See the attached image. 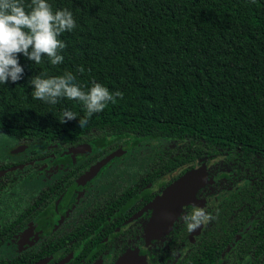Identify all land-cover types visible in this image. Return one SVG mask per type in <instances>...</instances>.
Here are the masks:
<instances>
[{
    "label": "trees",
    "instance_id": "obj_1",
    "mask_svg": "<svg viewBox=\"0 0 264 264\" xmlns=\"http://www.w3.org/2000/svg\"><path fill=\"white\" fill-rule=\"evenodd\" d=\"M30 2L22 0L26 10ZM47 2L53 12L69 10L76 27L59 37L66 44L59 65L46 56L35 64L19 55L23 78L0 84V132L68 146L88 135L95 147L98 140L110 138L172 141L180 146L164 153L166 174L205 161L209 149L221 153L238 148L244 158H256L247 167H256V183L264 192V0ZM66 71L85 91L94 80L110 93L122 92L123 99L109 102L83 129L78 119L61 124L65 109L83 117L82 105L66 98L56 105L33 99L29 80ZM242 191L213 212L195 250V264L216 260L256 217V204L244 203ZM181 222L169 240H186L190 232ZM255 239L256 221L237 251L256 254Z\"/></svg>",
    "mask_w": 264,
    "mask_h": 264
},
{
    "label": "flooded vegetation",
    "instance_id": "obj_2",
    "mask_svg": "<svg viewBox=\"0 0 264 264\" xmlns=\"http://www.w3.org/2000/svg\"><path fill=\"white\" fill-rule=\"evenodd\" d=\"M93 141L88 135L84 142L68 146L0 132V173H4L0 176V261L126 264L146 244L153 211L145 208L184 174L208 163L207 177L215 182L200 189L197 198L225 197L214 208H204L207 213L213 217L232 193L243 190L239 198L249 206L256 204V217L207 264H264V252L261 260L257 254L264 250V192L256 183V167L253 171L247 167V161L253 164L256 158H244L238 148L221 153L209 149L205 161L166 174L162 157L178 148L177 143L128 137L98 140L95 147ZM247 197L249 201L244 200ZM178 220L167 235L151 242L150 264H195V250L207 224L197 241L193 239L197 229L186 240H169ZM254 221L256 254L245 255L237 250ZM181 226L186 230L183 222Z\"/></svg>",
    "mask_w": 264,
    "mask_h": 264
},
{
    "label": "clouds",
    "instance_id": "obj_3",
    "mask_svg": "<svg viewBox=\"0 0 264 264\" xmlns=\"http://www.w3.org/2000/svg\"><path fill=\"white\" fill-rule=\"evenodd\" d=\"M27 8L22 0H0V84L5 85L9 81L17 83L23 78L24 69L18 59L21 54L35 64H40L45 56L52 65L61 64L64 58L60 53L66 44L59 37L76 27L69 10L53 12L47 0H31ZM78 71L82 73L83 69ZM29 86L33 88V99L46 104L56 105L65 98L78 101L84 110L83 117L78 118L75 112L65 109L61 112L59 123L78 119L80 129L88 125L93 114L103 112L109 102L115 104L116 97L123 99L122 92L110 93L108 88L94 80L90 89L83 90L76 82V76L68 71L48 78L34 76L29 80ZM190 208L179 217L188 232L213 219L204 208L196 205Z\"/></svg>",
    "mask_w": 264,
    "mask_h": 264
},
{
    "label": "water",
    "instance_id": "obj_4",
    "mask_svg": "<svg viewBox=\"0 0 264 264\" xmlns=\"http://www.w3.org/2000/svg\"><path fill=\"white\" fill-rule=\"evenodd\" d=\"M207 170L208 163H204L198 168L187 172L145 208V210L153 211V216L147 228L146 244L138 248L133 253V257L126 261V264H150L147 260V253L151 242L167 235L172 230L175 221L179 218L185 206L196 205L200 208L211 209L225 197L224 194H220L211 199L200 200L197 198L200 189L215 182V179L211 181L208 179ZM3 174V172L0 173V176ZM201 229L202 226L194 232V241L200 238Z\"/></svg>",
    "mask_w": 264,
    "mask_h": 264
},
{
    "label": "rangeland",
    "instance_id": "obj_5",
    "mask_svg": "<svg viewBox=\"0 0 264 264\" xmlns=\"http://www.w3.org/2000/svg\"><path fill=\"white\" fill-rule=\"evenodd\" d=\"M153 145H155V146H157V145H160V144H158V143H152ZM161 144H163V143H161ZM163 146V148H165L166 147V145H162ZM168 146V145H167Z\"/></svg>",
    "mask_w": 264,
    "mask_h": 264
}]
</instances>
